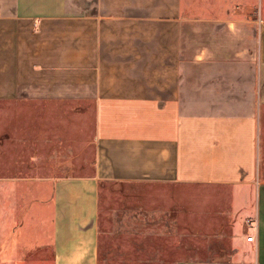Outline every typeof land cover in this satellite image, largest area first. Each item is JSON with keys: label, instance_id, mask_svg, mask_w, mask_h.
Here are the masks:
<instances>
[{"label": "crops", "instance_id": "obj_1", "mask_svg": "<svg viewBox=\"0 0 264 264\" xmlns=\"http://www.w3.org/2000/svg\"><path fill=\"white\" fill-rule=\"evenodd\" d=\"M33 106L92 122L89 175H0L49 264H99L100 183L227 188L230 258L175 264H264V0H0V169L33 168Z\"/></svg>", "mask_w": 264, "mask_h": 264}, {"label": "rangeland", "instance_id": "obj_2", "mask_svg": "<svg viewBox=\"0 0 264 264\" xmlns=\"http://www.w3.org/2000/svg\"><path fill=\"white\" fill-rule=\"evenodd\" d=\"M59 107L66 108L70 114L62 113L59 117L57 110L48 111L46 121L41 120V107L33 106L31 131L34 135L30 154L33 168H1L2 177L31 173L34 178L85 176L91 173L89 106L77 107L74 112L72 107ZM62 132L82 133L79 138H73L71 133L66 136ZM74 140L79 146H73ZM5 154L8 158L9 154ZM258 154L261 177L264 176L263 132L259 135ZM24 156L31 160L28 154H20L21 159ZM23 190L24 186L0 184V264H49L50 249L40 248L41 244H33L30 249L25 246L28 243L24 234L20 233L24 226L21 215L24 204L16 206L13 200L11 204L10 197L15 191L23 193ZM99 193V264H175L225 260L231 256L225 227L232 224L228 215L233 211L234 201L227 188L100 183ZM38 220V217L32 218L27 236H41ZM246 225L251 222L247 221ZM222 230L225 240L218 239Z\"/></svg>", "mask_w": 264, "mask_h": 264}, {"label": "built area", "instance_id": "obj_3", "mask_svg": "<svg viewBox=\"0 0 264 264\" xmlns=\"http://www.w3.org/2000/svg\"><path fill=\"white\" fill-rule=\"evenodd\" d=\"M248 242H252V240H253V237L252 236H249V237H247V239H246Z\"/></svg>", "mask_w": 264, "mask_h": 264}]
</instances>
